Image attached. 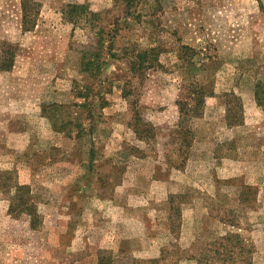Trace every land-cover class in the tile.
<instances>
[{
  "label": "rangeland",
  "instance_id": "1",
  "mask_svg": "<svg viewBox=\"0 0 264 264\" xmlns=\"http://www.w3.org/2000/svg\"><path fill=\"white\" fill-rule=\"evenodd\" d=\"M260 84L264 0H0V264H264Z\"/></svg>",
  "mask_w": 264,
  "mask_h": 264
},
{
  "label": "trees",
  "instance_id": "2",
  "mask_svg": "<svg viewBox=\"0 0 264 264\" xmlns=\"http://www.w3.org/2000/svg\"><path fill=\"white\" fill-rule=\"evenodd\" d=\"M33 5H35V3H31V5L27 2L25 3V7L24 9L26 10V8L28 7H33ZM91 12L89 7L87 5H82V4H70L68 7H67V11L65 12L66 15L68 16L69 20L71 22H74V23H78L80 22V20L82 19L81 16H84V17H87V12ZM27 18V17H26ZM90 18V17H88ZM29 28V27H27ZM97 35H100L101 32H103L102 29H100L99 31H97ZM185 49H187L186 51L184 50V53H185V56L187 53H190L193 52L191 48L185 46L184 47ZM183 53V54H184ZM194 53L193 52L191 54V56L194 57ZM149 53L148 52H144V53H141L139 55V64L138 66H145V56H147ZM98 58V61H96V59ZM83 61H82V66L83 68L90 72L92 69H97L99 68V57L96 53L90 51V50H87V51H84L83 52V57H82ZM142 59H144L143 62ZM183 59L185 60V58L183 57ZM183 62V61H182ZM134 68H136L137 64L135 63L134 65ZM153 66V65H152ZM148 68V67H147ZM191 87L193 86V94L190 95L191 96V101L192 103L190 102H180L179 104L181 105L180 106V113H181V124L182 123L184 124V122L186 120H188L190 117H199L200 115H202L203 113V103L205 101V93L206 91L204 89H202L200 86H194V84L192 83L190 85ZM264 88L263 86L260 84V85H257V89H256V98L257 100L259 101V103L261 102H264ZM83 105V104H81ZM11 207H14L11 205ZM25 208V207H24ZM34 208V205L33 204H30L29 205V208H28V211L31 209ZM15 210V208H13ZM24 210V209H23Z\"/></svg>",
  "mask_w": 264,
  "mask_h": 264
}]
</instances>
